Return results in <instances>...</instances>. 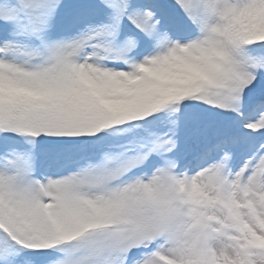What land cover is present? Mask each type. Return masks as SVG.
Returning a JSON list of instances; mask_svg holds the SVG:
<instances>
[{"label":"snow or ice","instance_id":"6c2138e0","mask_svg":"<svg viewBox=\"0 0 264 264\" xmlns=\"http://www.w3.org/2000/svg\"><path fill=\"white\" fill-rule=\"evenodd\" d=\"M0 264H264V0H0Z\"/></svg>","mask_w":264,"mask_h":264}]
</instances>
